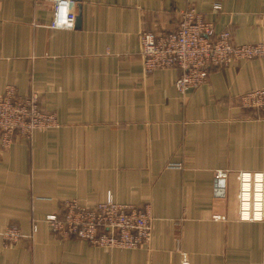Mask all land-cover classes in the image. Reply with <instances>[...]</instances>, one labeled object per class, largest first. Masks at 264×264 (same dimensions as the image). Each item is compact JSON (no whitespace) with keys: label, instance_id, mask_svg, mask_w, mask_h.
<instances>
[{"label":"crops","instance_id":"0c3cea01","mask_svg":"<svg viewBox=\"0 0 264 264\" xmlns=\"http://www.w3.org/2000/svg\"><path fill=\"white\" fill-rule=\"evenodd\" d=\"M52 6L0 0V93L36 91L57 123L0 147V264H264V217L239 220L236 197L238 171L264 172V113L238 101L264 87V57L213 67L182 94L178 67L144 73L138 37L194 7L235 43L262 42L264 0H80L71 28L49 27ZM107 193L150 203L149 244L96 247L44 220ZM10 223L25 236L5 245Z\"/></svg>","mask_w":264,"mask_h":264},{"label":"built area","instance_id":"2783aa9c","mask_svg":"<svg viewBox=\"0 0 264 264\" xmlns=\"http://www.w3.org/2000/svg\"><path fill=\"white\" fill-rule=\"evenodd\" d=\"M52 28H71L75 11L71 0H52ZM219 9V4H214ZM139 37V55L143 71L150 74L156 69L178 67L181 74L175 87L184 94L206 82L213 67H226L239 60L264 57V41L235 43L229 30L216 31L211 20L194 7L181 13L178 27L172 31L142 30ZM241 106L264 113V87L255 88L238 96ZM56 116L45 111L39 95L32 90L19 95L8 85L0 93V147H8L15 137L30 138L33 133L55 126ZM216 177L222 176L220 171ZM237 216L243 221H261L264 217V172L240 170L237 172ZM219 215L214 218H219ZM51 232L62 238L77 237L96 247L137 248L151 242L153 213L150 203L137 206L115 201L111 193L104 200L83 204L76 199L60 202L59 210L46 215ZM37 226L32 223V232ZM25 235L18 226L8 224L1 231L7 245ZM181 257H187L182 253ZM186 264V261H183Z\"/></svg>","mask_w":264,"mask_h":264},{"label":"water","instance_id":"95a60500","mask_svg":"<svg viewBox=\"0 0 264 264\" xmlns=\"http://www.w3.org/2000/svg\"><path fill=\"white\" fill-rule=\"evenodd\" d=\"M74 1L77 2V7H78V13L75 14V22L78 24L80 21V17H81V15H80V0H74Z\"/></svg>","mask_w":264,"mask_h":264}]
</instances>
